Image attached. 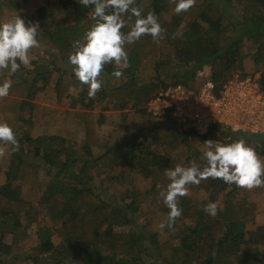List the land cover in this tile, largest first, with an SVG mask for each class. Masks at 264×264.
Instances as JSON below:
<instances>
[{"label": "trees", "instance_id": "obj_1", "mask_svg": "<svg viewBox=\"0 0 264 264\" xmlns=\"http://www.w3.org/2000/svg\"><path fill=\"white\" fill-rule=\"evenodd\" d=\"M32 1L3 0L16 12ZM133 7L158 17L161 37L154 41L144 36L127 45V66L106 65L103 87L94 97L88 96V86L81 85L73 71L58 65L57 56L36 58L15 73L0 70V77L11 83L9 95L0 98V116L20 145L18 151L9 145L3 151L0 264H147L150 251L160 264H264V225L251 231L247 220L237 216L234 204L241 188L234 184L208 177L189 186L201 192L198 199L181 197V216L171 228L160 227L167 224L169 212L160 195L161 186L169 183L164 170L193 161L203 168L208 140L243 139L264 158V135L217 127L197 137L170 116L160 121L146 108L154 94L177 85L197 90L209 81L221 88L257 73L264 92V0H196L179 14L175 0H135ZM91 11L80 0L46 1L23 20L26 26L38 24L39 35L66 56L73 51V41L86 32L84 23H95ZM125 19L126 32L136 17ZM164 45L174 58L163 55ZM247 63L253 75L246 72ZM204 69L208 77L196 84ZM117 70L123 72L119 84L111 85V79L106 87V78L116 79L112 73ZM153 77L157 84L151 82ZM71 89L78 90L76 95ZM38 96L54 102L71 99L72 106L87 111L72 117L83 134L81 142L70 130L32 137L38 111L32 101ZM95 109L97 116L90 112ZM130 110L152 121L132 124L123 116L124 139L95 159L92 150L100 147L105 113ZM117 167L128 173H113ZM134 172L150 179L148 189H138ZM210 202L218 205L214 217L205 211ZM136 219L142 221L138 226ZM33 226L37 230L31 234ZM53 234L60 239L57 246Z\"/></svg>", "mask_w": 264, "mask_h": 264}, {"label": "clouds", "instance_id": "obj_2", "mask_svg": "<svg viewBox=\"0 0 264 264\" xmlns=\"http://www.w3.org/2000/svg\"><path fill=\"white\" fill-rule=\"evenodd\" d=\"M195 2L196 0H175L174 11L177 14L187 12ZM80 3L85 7L91 6V18L95 23L81 39L73 41V51L67 60L72 66L75 78L81 85L88 86V96L91 98L103 87L101 77L106 65L127 66L126 46L144 36H151L154 41H158L163 29L154 13L144 14L139 7H133L135 0H80ZM126 15L136 19L125 32L122 30L128 27ZM38 28V24L26 26L25 21L18 16L0 23V70L15 73L21 65L30 64L29 52L40 44ZM112 75L119 79L123 72L117 70ZM254 77L259 78L260 83L259 75ZM10 88L11 83L8 80L0 82V98L8 96ZM163 120L164 118L160 119ZM177 122L184 126L186 132L191 131L197 137H203L218 127L212 126L205 134H197L185 123ZM0 143L11 146L12 151H18L20 147L16 133L6 122H0ZM204 144L207 150L203 153L206 161L203 168L193 161L186 167L177 165L164 170L169 183L161 186L160 195L169 212L167 224L162 223L161 228H171L174 225L182 214L180 198L188 194L189 186L199 185L203 179L211 177L248 190L264 186V161L243 139L230 143L208 140ZM217 210L218 205L215 202L205 206V211L210 216H216Z\"/></svg>", "mask_w": 264, "mask_h": 264}, {"label": "rangeland", "instance_id": "obj_3", "mask_svg": "<svg viewBox=\"0 0 264 264\" xmlns=\"http://www.w3.org/2000/svg\"><path fill=\"white\" fill-rule=\"evenodd\" d=\"M46 1H55V0H33L30 2L31 4L26 6L22 5L23 8L21 11L16 12L12 8L8 6V4L4 3L3 0H0V23L2 22H8L9 20L14 19L16 16L23 19L24 17L28 18L30 15L34 13V11L37 9V7L43 5L46 3ZM92 26L91 23H84V30H88ZM39 39V47L33 48L29 52V59L30 61L36 59V58H42V57H59L61 60L59 61L58 65L63 69L67 71H72V66L68 63L67 57L62 56L61 51H59V48L51 44L50 42L43 39L41 35H38ZM165 49H168L167 45H164L162 48L163 55L165 53L171 54L170 57L174 58L173 51H165ZM51 53V54H50ZM166 57V56H165ZM164 57V58H165ZM66 60V61H65ZM23 67H29V65ZM118 68L122 65H116ZM177 67L175 64V67L172 66V68H175L177 71ZM171 71V67H167ZM181 67L178 68L180 70ZM246 72L248 75L253 71L252 65L249 63L246 64L245 67ZM209 71L208 69H204L197 77L196 84H200L203 82V80L208 77ZM259 75V73L255 74ZM102 78V77H101ZM113 80L111 85H118V79H114L112 77L106 78L105 82L107 83L106 87H110L108 82L110 80ZM259 79V78H258ZM8 80V77H0V82ZM154 80V81H153ZM9 81V80H8ZM158 83L157 80H155V77L152 78L151 82ZM172 89V88H171ZM200 89V88H199ZM197 90H188V92H191L192 95L195 94V92L199 91ZM78 90L71 89L70 93L74 96L76 95ZM4 98V97H2ZM71 99L63 100L62 102H54V101H46L42 96L36 97L32 101V105H34L36 108H38V111L35 113L34 117V130L32 133V137L36 136H42V135H51V134H62L66 130L72 131L73 134L76 135L77 141L81 142L83 138L82 132L76 127V121L74 120L73 114L77 112H83L87 113V111L83 108H80L79 106H72L70 104ZM44 114L42 113V111ZM94 116H97L99 113L98 109L90 110ZM44 115V116H43ZM126 115L128 123H149L152 120H145L142 116H140L138 113L134 112L133 110L130 111H124V112H106L105 113V119L106 122L101 126L99 130V148H96L92 150L93 157L100 158L102 153L111 147L113 145V142L115 141H121L125 137V128L123 127V116ZM0 122H2V117L0 116ZM121 125V126H120ZM6 143L0 144V169L5 168V161L3 160V151L6 150ZM106 146V147H105ZM262 161H264V158H260ZM100 169L101 172H103L104 166L102 163L98 162L96 164ZM116 172L117 174L122 173H128L127 169L117 167L114 169L113 173ZM133 179L135 183L138 186V189L141 191H144L148 189L151 185L150 179L143 178L141 175L137 174V172H134ZM201 192L198 191L196 188H190L189 192L186 196L198 199V195H200ZM239 197L237 199V202L234 204L235 211L237 216H243L247 220L246 228L248 230L254 231L255 227L258 225H264V188L257 187L253 188L251 190L243 189L241 188L239 190ZM222 206V203H221ZM136 226H138L140 223H142L141 219H136ZM123 229V228H122ZM128 229H137L135 226H130ZM37 228L33 226L31 228V234L35 233ZM126 230V228H124ZM52 242L54 245H59L60 239L53 234L52 236ZM146 262L147 264L153 263V264H160V262L152 255V251L146 253Z\"/></svg>", "mask_w": 264, "mask_h": 264}, {"label": "built area", "instance_id": "obj_4", "mask_svg": "<svg viewBox=\"0 0 264 264\" xmlns=\"http://www.w3.org/2000/svg\"><path fill=\"white\" fill-rule=\"evenodd\" d=\"M146 108L152 116H170L197 134L218 126L233 133L264 135V92L254 76L236 78L221 88L208 81L194 95L177 85L154 94Z\"/></svg>", "mask_w": 264, "mask_h": 264}]
</instances>
